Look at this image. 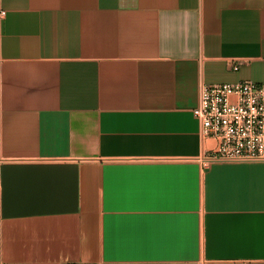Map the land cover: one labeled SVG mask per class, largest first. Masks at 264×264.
<instances>
[{
  "label": "crops",
  "instance_id": "0c3cea01",
  "mask_svg": "<svg viewBox=\"0 0 264 264\" xmlns=\"http://www.w3.org/2000/svg\"><path fill=\"white\" fill-rule=\"evenodd\" d=\"M241 80L264 0H0V264H264V160L193 114Z\"/></svg>",
  "mask_w": 264,
  "mask_h": 264
},
{
  "label": "built area",
  "instance_id": "2783aa9c",
  "mask_svg": "<svg viewBox=\"0 0 264 264\" xmlns=\"http://www.w3.org/2000/svg\"><path fill=\"white\" fill-rule=\"evenodd\" d=\"M193 114L211 140L202 163L264 160V82L204 85Z\"/></svg>",
  "mask_w": 264,
  "mask_h": 264
}]
</instances>
